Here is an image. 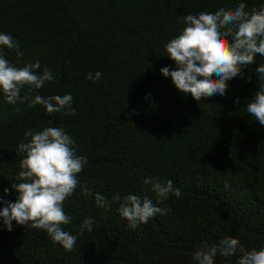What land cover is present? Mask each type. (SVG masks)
<instances>
[{
    "label": "trees",
    "instance_id": "1",
    "mask_svg": "<svg viewBox=\"0 0 264 264\" xmlns=\"http://www.w3.org/2000/svg\"><path fill=\"white\" fill-rule=\"evenodd\" d=\"M239 3L251 11L264 0H0V33L23 52L0 46L4 58L16 67L38 61V71L49 68L55 78L40 89L26 86L21 97L71 93L76 109L48 114L30 100L10 105L0 93V199L16 200L11 184L23 158L18 145L31 139L25 133L63 128L87 158L78 179L93 195L76 188L64 202L71 220L62 228L77 235L86 218L94 221L70 252L45 230L13 221L9 232L0 221V264H194L199 246L224 237L264 249V126L246 108L264 56L242 69L244 78L228 81L224 96L199 101L160 71L175 70L165 45L183 32L186 15ZM97 71L99 80L87 79ZM149 177L172 180L181 195L158 202L143 183ZM96 193L107 201L131 193L171 210L133 229L120 201L99 208ZM236 259L218 254L214 264Z\"/></svg>",
    "mask_w": 264,
    "mask_h": 264
},
{
    "label": "clouds",
    "instance_id": "2",
    "mask_svg": "<svg viewBox=\"0 0 264 264\" xmlns=\"http://www.w3.org/2000/svg\"><path fill=\"white\" fill-rule=\"evenodd\" d=\"M186 27L176 38L171 39L165 49L167 56L175 62V70L162 68L164 77H171L172 83L181 94H190L196 101L214 95L224 96L228 89V81L244 78L242 69L252 65L257 54L264 56V4L258 9L246 11V4L239 3L234 9L221 7L218 11H202L198 15H186ZM0 46L23 56L19 44L10 34L0 33ZM40 69V63H28L23 67L11 65L0 50V93L10 105L17 102L31 101L30 106L40 105L48 114L63 112L65 115H76L72 106L71 93L34 98L21 91L40 89L46 82L55 78L49 68ZM258 73V91L247 112L264 126V64L256 68ZM102 73L97 71L89 74L87 79L94 83ZM251 82V77H248ZM239 104V99L235 101ZM27 143L18 145L17 155L20 160L17 183L11 188L17 193L15 202L0 199V221L4 228L11 232L13 221L16 225L45 230L54 243L61 245L64 250L72 251L78 235L87 229L92 230L94 221L86 218L81 231L72 235L63 230L71 217L65 213L64 202L71 197L80 186L81 194L92 196L87 185H80L78 174L87 164V158L76 154V144L73 137L63 128L45 127L33 133L27 131ZM143 183L152 187L158 202L174 195L179 197L181 191L175 187L172 180L146 178ZM9 189H4L7 195ZM96 206L111 207L112 201H120L118 212L128 221V226L135 229L140 224L148 223L157 214H165L171 209L153 205L148 197L141 198L135 194L121 197L116 194L112 201H107L101 194L94 196ZM225 258L236 256V264H264V249H246L238 239L224 237L217 244L203 243L193 253L194 264H214L217 255Z\"/></svg>",
    "mask_w": 264,
    "mask_h": 264
}]
</instances>
